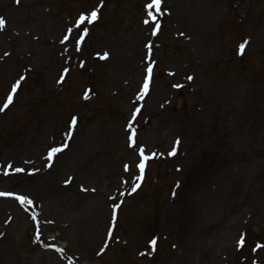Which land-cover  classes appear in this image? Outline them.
I'll list each match as a JSON object with an SVG mask.
<instances>
[{
	"label": "rangeland",
	"instance_id": "374dc122",
	"mask_svg": "<svg viewBox=\"0 0 264 264\" xmlns=\"http://www.w3.org/2000/svg\"><path fill=\"white\" fill-rule=\"evenodd\" d=\"M149 2L0 0V264H264V0Z\"/></svg>",
	"mask_w": 264,
	"mask_h": 264
},
{
	"label": "snow or ice",
	"instance_id": "6c2138e0",
	"mask_svg": "<svg viewBox=\"0 0 264 264\" xmlns=\"http://www.w3.org/2000/svg\"><path fill=\"white\" fill-rule=\"evenodd\" d=\"M17 3H19V0H16ZM160 5H161V0H150L149 3L145 4L144 7L145 9H148L149 11L147 12V16L151 19V20H156V16L153 15V12L151 11V9H156L157 12H159L160 10ZM97 9H93L90 13L88 14H85V13H81L79 18L77 19L76 21V27L77 28H81L85 23L87 24H92L94 20H96L97 18ZM144 23L145 24H148L149 23V19H145L144 20ZM5 24V21L3 18H0V26H3ZM159 27V25H157V28ZM72 30L69 29L68 32L70 33ZM88 32V29L86 27L83 28V35H81L80 39L79 40H76V44L77 46L81 43V41L83 40L84 38V35H86ZM156 34V30L154 29L153 30V35ZM69 40V35H65L63 40L61 41V43H64L65 41H68ZM147 47V46H146ZM241 47H243V45H241ZM5 55H8L7 53H5ZM107 56V53H105V57L103 58H106ZM65 72L68 71V69H65L64 70ZM148 71L151 72V66H149L148 68ZM24 77H21L20 79H23ZM61 79H63V77H61ZM187 79L191 80L192 77L189 76L187 77ZM19 84V80L17 81L16 84H14L12 86V92H10L7 96V99L6 101H4L3 105L0 106V111H3L5 110L12 102H13V93H15L16 91V88H17V85ZM148 87V81L147 79L145 80L144 82V85H143V90H146ZM174 87H180V85H175ZM85 98H87V93H85ZM139 109L136 110V112H138ZM136 112L133 113V120L135 119V116H136ZM77 123V118L75 116H73L71 118V124H70V127L72 126H75ZM129 131L132 132V135H129L128 137V140H129V146L130 147H134L135 146V140H134V130H132L131 128V121H129ZM178 143V141H177ZM64 147H66V145H62V146H51L49 149H48V154H47V159L48 160H52L53 157H55L58 153L62 152ZM175 152V149H173V153H170V154H174ZM148 159L147 156H145L144 154V149L143 147L140 148V151H139V163L136 165L137 168L140 170L141 174L143 173L144 171V168H145V161ZM50 166V165H49ZM9 167H11V165H9ZM15 172H22L24 171V169L22 168H16L14 169ZM125 171H128V165H125ZM7 174V172L5 173ZM137 179H141L140 176L136 177ZM70 181H66V183H68ZM138 187V185L136 186ZM136 187L133 188V191L136 190ZM0 195H10L8 193H0ZM17 199L21 200L22 202H29L30 201H26L24 197L22 196H18ZM114 207H118V205L114 206ZM109 235H111V230H109ZM242 243V241L240 242ZM150 244H152L153 246L156 244V239L154 238L153 240L150 241ZM58 251H60L59 249H57ZM104 249H101V251H103Z\"/></svg>",
	"mask_w": 264,
	"mask_h": 264
},
{
	"label": "bare ground",
	"instance_id": "6f19581e",
	"mask_svg": "<svg viewBox=\"0 0 264 264\" xmlns=\"http://www.w3.org/2000/svg\"><path fill=\"white\" fill-rule=\"evenodd\" d=\"M47 173V172H46ZM50 174V173H49ZM6 200H8L9 198H5Z\"/></svg>",
	"mask_w": 264,
	"mask_h": 264
}]
</instances>
